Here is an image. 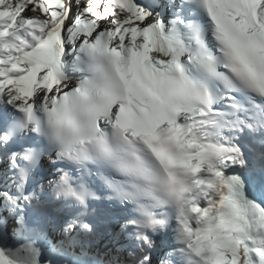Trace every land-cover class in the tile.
<instances>
[{"label":"snow or ice","instance_id":"snow-or-ice-1","mask_svg":"<svg viewBox=\"0 0 264 264\" xmlns=\"http://www.w3.org/2000/svg\"><path fill=\"white\" fill-rule=\"evenodd\" d=\"M0 264H264V0H0Z\"/></svg>","mask_w":264,"mask_h":264},{"label":"rangeland","instance_id":"rangeland-1","mask_svg":"<svg viewBox=\"0 0 264 264\" xmlns=\"http://www.w3.org/2000/svg\"><path fill=\"white\" fill-rule=\"evenodd\" d=\"M104 243L106 244V242H104ZM93 247H94V246H91V247H90L88 253H90V254H94V255H96L97 253H100V254H99L100 257H103L106 246H103V245L101 244V242H99L98 244H96V247H95V248H93Z\"/></svg>","mask_w":264,"mask_h":264},{"label":"bare ground","instance_id":"bare-ground-1","mask_svg":"<svg viewBox=\"0 0 264 264\" xmlns=\"http://www.w3.org/2000/svg\"><path fill=\"white\" fill-rule=\"evenodd\" d=\"M101 242V244L103 245V246H106V244L104 243V242H106V241H100ZM94 247L93 248H95L96 247V245H93ZM100 254V253H99ZM88 255L90 256V257H92L93 259H95L96 257H97V254L96 255H94V254H90V253H88ZM102 258V257H101Z\"/></svg>","mask_w":264,"mask_h":264}]
</instances>
